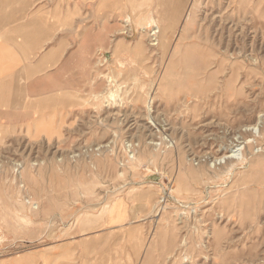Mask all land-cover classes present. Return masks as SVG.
Instances as JSON below:
<instances>
[{"label": "rangeland", "instance_id": "374dc122", "mask_svg": "<svg viewBox=\"0 0 264 264\" xmlns=\"http://www.w3.org/2000/svg\"><path fill=\"white\" fill-rule=\"evenodd\" d=\"M169 2L126 9L132 65L80 127L0 137V264H264V0H182L164 53L139 39Z\"/></svg>", "mask_w": 264, "mask_h": 264}, {"label": "crops", "instance_id": "0c3cea01", "mask_svg": "<svg viewBox=\"0 0 264 264\" xmlns=\"http://www.w3.org/2000/svg\"><path fill=\"white\" fill-rule=\"evenodd\" d=\"M133 2L0 0V137L56 140L89 119L85 99L132 57L121 29Z\"/></svg>", "mask_w": 264, "mask_h": 264}, {"label": "bare ground", "instance_id": "6f19581e", "mask_svg": "<svg viewBox=\"0 0 264 264\" xmlns=\"http://www.w3.org/2000/svg\"><path fill=\"white\" fill-rule=\"evenodd\" d=\"M163 6L167 7L163 10H161L159 13L157 12L156 13V16H154L152 13H148L147 16L143 17L142 20L144 21L145 23V31L146 32H143L140 34V41H141V38L144 37L145 34H147L148 38L147 39H150V47H156L160 44V40H161V49L164 53H166L167 48L169 46H171V42L173 39L177 38V34L176 32L173 30V31H170L171 33L170 34H167V30L169 31V28L171 29L172 25L175 23H177L181 17V14H182V10H183V7H184V4L182 3V0H170V2L168 4H163ZM157 19H156V18ZM130 23H131V19L129 17V15H127L126 17H124V21H123V28L124 29H121L122 30V34H130L128 33V29L129 26H130ZM178 24V23H177ZM178 27V26H177ZM127 30V31H126ZM126 31V32H125ZM120 33V34H121ZM152 37H156L155 40H156V44H151V38ZM182 39V38H181ZM182 43V42H181ZM180 46V45H179ZM178 48V47H177ZM178 50V49H177ZM128 54V53H127ZM173 58V57H172ZM199 58L201 60V62H203L204 60H206V56L203 55V54H200L199 55ZM172 60V59H171ZM130 61V60H129ZM128 61V63H129ZM196 61H199L196 59ZM131 62V61H130ZM132 65V62L129 63ZM130 68V67H129ZM170 70V69H168ZM173 72V71H172ZM171 74V72H170ZM169 74V75H170ZM169 75H163V77L161 79H159V83L156 85V92H159V91H162V90H165L164 87H165V82L167 81V77ZM173 75V74H171ZM111 78H107V83L108 84H111V87L112 85H114L112 83V81L110 80ZM170 80V79H169ZM154 85V84H153ZM114 87V86H113ZM112 87V88H113ZM154 88V87H153ZM153 90V89H152ZM141 92V91H140ZM152 92V91H151ZM116 90H110L108 93H106V97H105V100L109 102L113 101L114 98L117 96L116 94ZM145 93V92H144ZM163 93V92H162ZM189 96V93L187 94ZM146 97V96H145ZM140 99V98H139ZM144 99V98H143ZM154 98H152L151 96V93L148 94V98H147V101H146V108L148 110H150L151 108V103L153 101ZM185 99V98H184ZM144 102V101H143ZM260 118L263 117V116H259ZM264 126V125H263ZM255 129V127H253L252 129L250 130H245V131H251ZM257 131H258V136L260 137L261 133L263 134L264 133V128L263 127H260L258 126L257 128ZM248 144V142H245ZM245 144V145H247ZM170 146V145H169ZM236 147V146H235ZM242 149H236V150H233V151H230V154L229 156L227 157H224L222 159H228V160H237L239 155H240V159L239 160H243V155L242 153H239ZM154 206V205H153ZM151 205V207H153ZM150 208V207H149ZM2 240V237H0V241ZM19 257V256H18ZM22 256H20L19 258H21ZM31 257V256H30ZM18 258V259H19ZM15 260V259H14ZM17 260V259H16ZM32 261V260H31Z\"/></svg>", "mask_w": 264, "mask_h": 264}, {"label": "built area", "instance_id": "2783aa9c", "mask_svg": "<svg viewBox=\"0 0 264 264\" xmlns=\"http://www.w3.org/2000/svg\"><path fill=\"white\" fill-rule=\"evenodd\" d=\"M155 38L156 37H152L151 38V44H156L157 42H156V40H155ZM126 148H127V151L130 153V152H132L134 149H133V143H131V142H129V143H127L126 144ZM36 205H32V207H35ZM37 207H35V209H36Z\"/></svg>", "mask_w": 264, "mask_h": 264}]
</instances>
